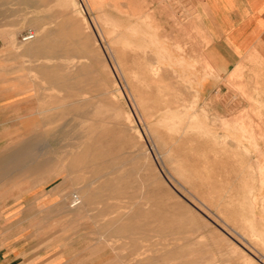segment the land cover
I'll return each instance as SVG.
<instances>
[{"label":"rangeland","instance_id":"1","mask_svg":"<svg viewBox=\"0 0 264 264\" xmlns=\"http://www.w3.org/2000/svg\"><path fill=\"white\" fill-rule=\"evenodd\" d=\"M187 15L183 0H0V191L60 192L58 239L114 264H264L253 137L221 134L235 121L164 48Z\"/></svg>","mask_w":264,"mask_h":264},{"label":"crops","instance_id":"2","mask_svg":"<svg viewBox=\"0 0 264 264\" xmlns=\"http://www.w3.org/2000/svg\"><path fill=\"white\" fill-rule=\"evenodd\" d=\"M183 1V29L162 36L164 48L193 77L209 112L235 121L233 132L221 134L253 137L251 149L264 167V0ZM177 47L185 51L175 53ZM1 120L0 113V168ZM67 215L58 191L34 188L6 197L0 191V264H114L113 256L58 239Z\"/></svg>","mask_w":264,"mask_h":264},{"label":"built area","instance_id":"3","mask_svg":"<svg viewBox=\"0 0 264 264\" xmlns=\"http://www.w3.org/2000/svg\"><path fill=\"white\" fill-rule=\"evenodd\" d=\"M34 38L33 33L31 32H25L22 37H21V41L22 42H29ZM80 204V199L77 195H72L71 197V204L70 207H76Z\"/></svg>","mask_w":264,"mask_h":264},{"label":"bare ground","instance_id":"4","mask_svg":"<svg viewBox=\"0 0 264 264\" xmlns=\"http://www.w3.org/2000/svg\"><path fill=\"white\" fill-rule=\"evenodd\" d=\"M257 219V218H256Z\"/></svg>","mask_w":264,"mask_h":264}]
</instances>
